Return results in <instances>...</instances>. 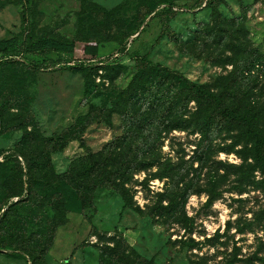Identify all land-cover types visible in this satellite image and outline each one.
I'll list each match as a JSON object with an SVG mask.
<instances>
[{
  "label": "rangeland",
  "instance_id": "obj_1",
  "mask_svg": "<svg viewBox=\"0 0 264 264\" xmlns=\"http://www.w3.org/2000/svg\"><path fill=\"white\" fill-rule=\"evenodd\" d=\"M12 37L0 264H264V165L214 106L264 135V0H0Z\"/></svg>",
  "mask_w": 264,
  "mask_h": 264
},
{
  "label": "trees",
  "instance_id": "obj_2",
  "mask_svg": "<svg viewBox=\"0 0 264 264\" xmlns=\"http://www.w3.org/2000/svg\"><path fill=\"white\" fill-rule=\"evenodd\" d=\"M16 38L12 37L8 40H0V52L5 51L6 49L10 48ZM35 49L40 54H48V53H60V54H71L73 52H77V54L87 58L88 60L95 59L97 57V48L92 45H84L80 50H77L74 43H66L61 42L53 39L42 38V40L38 41L34 45ZM14 59L6 60L0 65L11 64L14 62ZM26 64L35 70L42 71V69L46 68L43 64L34 63L32 61H27ZM148 66H152L150 62H147ZM82 64H79L77 67L83 68ZM158 67V66H156ZM188 86V89L196 95V99H201L204 102H208L210 105L216 103V96L205 91L200 85L198 84H185ZM215 112L219 115L223 120H229L230 123L247 127V130H250L251 138H253V156L254 161L259 162L261 161L264 165V135H261L256 131L257 129V121L255 115L247 112H240L238 109H234L231 107L228 108H221L220 105L214 104ZM108 181V179H100L98 181L99 184H103V182ZM5 250H10L8 247H4Z\"/></svg>",
  "mask_w": 264,
  "mask_h": 264
}]
</instances>
